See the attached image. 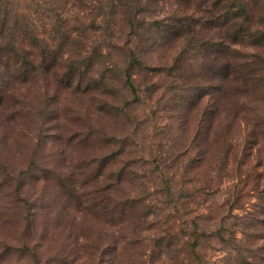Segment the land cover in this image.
I'll return each instance as SVG.
<instances>
[{
	"label": "rangeland",
	"instance_id": "rangeland-1",
	"mask_svg": "<svg viewBox=\"0 0 264 264\" xmlns=\"http://www.w3.org/2000/svg\"><path fill=\"white\" fill-rule=\"evenodd\" d=\"M19 2L58 40L57 0ZM65 9L84 67L110 45L105 69L123 47L146 68L136 95L80 76L82 93L65 89L61 70L27 84L0 74V264H264V0ZM223 60L234 84L216 79Z\"/></svg>",
	"mask_w": 264,
	"mask_h": 264
},
{
	"label": "trees",
	"instance_id": "trees-1",
	"mask_svg": "<svg viewBox=\"0 0 264 264\" xmlns=\"http://www.w3.org/2000/svg\"><path fill=\"white\" fill-rule=\"evenodd\" d=\"M57 1L59 2V4L57 3V8L48 10H51L49 13L54 12L56 14L54 21L51 18L50 25L54 24L56 26V30L53 31L60 35L58 40H56L57 38L49 37L44 32H39L38 24L30 16V11L28 10L30 4L25 2L21 6L19 0H0V74L5 76L2 83L13 80L17 83L27 84L37 80L39 75L45 77L53 71L55 73V71L61 70L66 73L61 76L63 77L61 81V77H58L57 80L59 84L65 85V89H73L75 79L77 76H80L81 80L89 78L91 83L89 86L96 87L97 90L104 84L113 87L115 83H119V81L123 82L136 95L137 88L133 79L134 71H138L139 75L144 73L147 54L138 52L135 48L123 47L119 50L121 54L126 53V57L123 58L120 54L117 62L109 60V66L105 69L106 62L104 56L112 58L111 46L105 45L106 48H103L105 49V53H102L100 56L103 60L99 64V67L95 70L89 67L88 61L92 60V57L87 60L84 67L81 61L84 60L82 55L85 52V48H79L81 43L77 42V39L79 40L82 36L77 31H69L71 21L73 22V20H69V17L72 16L69 13L70 11H68L69 15H66L67 10L65 8L69 0ZM113 14L114 11L110 13L111 16ZM177 26H181L180 22L178 24L171 22L167 33L171 34L173 32L175 33L173 36H176L178 34V32H175ZM234 31L232 30L235 41L237 38ZM71 40L74 41L75 45L70 43ZM58 41L60 51L58 55L52 56V53H54L52 47ZM255 47H258V45ZM67 49L69 50L67 51ZM180 62L182 61L176 62V69H180V65H182ZM222 63L223 67L217 72L216 79H218L220 74L223 80L234 84L235 79H239V77L231 78L233 74L231 71L232 63H225V60ZM82 67H84V70ZM180 78H184V76L181 75ZM73 90L81 92L80 83ZM214 94L218 106V100H220L223 94L225 95L223 86L218 82L215 83ZM6 95L7 92L3 94L0 92V107L3 108L5 113L8 103ZM11 97L7 96L8 99Z\"/></svg>",
	"mask_w": 264,
	"mask_h": 264
}]
</instances>
